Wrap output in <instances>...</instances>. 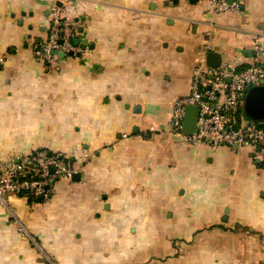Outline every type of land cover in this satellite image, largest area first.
I'll return each mask as SVG.
<instances>
[{"label":"crops","instance_id":"obj_1","mask_svg":"<svg viewBox=\"0 0 264 264\" xmlns=\"http://www.w3.org/2000/svg\"><path fill=\"white\" fill-rule=\"evenodd\" d=\"M233 1L0 0V159L46 149L78 170L48 202L0 204V264H264V167L169 133L200 52L251 61L264 0ZM58 4L79 51L46 65Z\"/></svg>","mask_w":264,"mask_h":264},{"label":"built area","instance_id":"obj_2","mask_svg":"<svg viewBox=\"0 0 264 264\" xmlns=\"http://www.w3.org/2000/svg\"><path fill=\"white\" fill-rule=\"evenodd\" d=\"M199 1L207 3L213 13L240 11L236 1ZM68 11V8L52 7L45 40L33 50L34 56L46 65L53 64L59 53L75 56L79 51L74 43L77 26L68 17ZM208 52L198 54L189 94L172 103L169 133L190 146H225L235 152L247 149L252 160L264 167V120H250L243 110L248 91L256 86L264 87V31L257 34L247 66L222 60L220 66L210 67L206 62ZM193 106L199 109L197 130L187 134L183 131L184 120L187 109ZM74 158L40 149L0 159V204L6 205L9 196L33 201L42 198L48 202L59 181H71L78 174Z\"/></svg>","mask_w":264,"mask_h":264},{"label":"water","instance_id":"obj_3","mask_svg":"<svg viewBox=\"0 0 264 264\" xmlns=\"http://www.w3.org/2000/svg\"><path fill=\"white\" fill-rule=\"evenodd\" d=\"M232 1V0H230ZM60 7L61 5L58 4ZM75 43H77L75 41ZM64 57V54L59 53ZM207 65L218 67L222 62V56L218 52H208L206 56ZM245 111L249 118L255 121L264 120V88L252 89L248 92L245 100ZM199 109L196 106L189 107L186 111L183 131L187 134H194L197 130ZM78 177V176H77ZM76 178V177H75ZM42 199V198H40Z\"/></svg>","mask_w":264,"mask_h":264},{"label":"rangeland","instance_id":"obj_4","mask_svg":"<svg viewBox=\"0 0 264 264\" xmlns=\"http://www.w3.org/2000/svg\"><path fill=\"white\" fill-rule=\"evenodd\" d=\"M256 88H264V87H262V86H256V87L251 88L248 92H250L252 89H256ZM243 110H244V113H246V111H245V104H244Z\"/></svg>","mask_w":264,"mask_h":264},{"label":"trees","instance_id":"obj_5","mask_svg":"<svg viewBox=\"0 0 264 264\" xmlns=\"http://www.w3.org/2000/svg\"><path fill=\"white\" fill-rule=\"evenodd\" d=\"M245 116L248 118V119H250V120H252L251 118H249L248 116H247V114L245 113ZM255 121V120H254Z\"/></svg>","mask_w":264,"mask_h":264}]
</instances>
